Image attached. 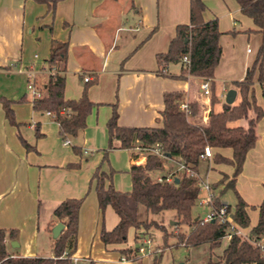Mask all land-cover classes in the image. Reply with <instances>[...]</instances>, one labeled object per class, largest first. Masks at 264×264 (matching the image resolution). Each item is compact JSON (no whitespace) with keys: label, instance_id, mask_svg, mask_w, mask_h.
I'll return each mask as SVG.
<instances>
[{"label":"crops","instance_id":"0c3cea01","mask_svg":"<svg viewBox=\"0 0 264 264\" xmlns=\"http://www.w3.org/2000/svg\"><path fill=\"white\" fill-rule=\"evenodd\" d=\"M204 2V19L217 18L222 32L223 54L214 78L209 80L211 92L218 98L213 105L211 94L202 89L205 78L187 74L178 80L175 77L182 73L181 63H170L165 71H159L157 63V54L168 51L177 26L189 23L190 0H64L54 13L33 0H0V96L13 101L19 124L15 126L7 120L0 102V228L17 230L18 245L8 241L13 256L51 257L53 228L59 223L51 224L54 210L67 198L84 197L72 255L78 262L152 264L148 256L139 253L135 259H124L120 249L131 246L102 241V224L112 229L118 216L111 207L102 214L92 177L98 166L103 169L107 162L109 170L114 171V187L121 191L132 189L130 169L136 164L135 158L141 156L139 147L111 149L104 158L113 103H118L120 125L158 127L162 125L164 93L182 92V101L197 105L191 120L207 125L210 111H220L229 88L236 89L232 82L242 80L253 65L263 41L260 32H250L257 29L253 19L241 12L237 0ZM52 39L69 43L66 99L82 96L84 77L97 78V83L88 89L89 98L96 104L86 127L68 137L69 144L64 143L53 117L34 110L27 90L28 71L36 72L39 86L47 80L50 69L46 60ZM249 43L253 49L246 48ZM254 89L257 104L264 110V94L257 81ZM235 124L244 125L243 121ZM256 130L257 142L248 151L235 183L248 204L250 217V225L240 227L243 236L257 224L259 205L264 199V116ZM217 150L232 156L230 148ZM178 164L175 159L166 161L163 174ZM207 165L211 166L208 172ZM233 170L231 165L214 164L212 160L202 161L198 167L199 174H206L212 183L223 173L231 176ZM222 188L223 185L216 188L215 194ZM222 201L235 204L224 195ZM131 230L136 241L134 227H130L128 237ZM223 239L228 244L229 238Z\"/></svg>","mask_w":264,"mask_h":264},{"label":"trees","instance_id":"16d2710c","mask_svg":"<svg viewBox=\"0 0 264 264\" xmlns=\"http://www.w3.org/2000/svg\"><path fill=\"white\" fill-rule=\"evenodd\" d=\"M33 1L46 5L48 10L54 13L57 4L64 0ZM237 2L241 12L252 18L257 27L250 32L257 31L263 36L257 57L253 65L248 68L245 77L232 82L240 94L237 103L229 104L225 101L220 111L214 112L213 109L210 111L207 125H199L191 120L197 112L196 104H189L191 113L186 115L179 107V103L183 100L182 92H165L164 108L160 113L162 125L158 127L122 126L118 122V103L112 104V114L107 122L109 143L104 158L107 159V152L111 149L131 150L137 147L146 149L156 144L160 145L164 156L148 153L145 164L132 165L130 191L116 189L112 182L114 171L112 169L106 171L98 166L92 182L95 185L99 207L103 215L105 210L111 207L118 216V222L112 229H107L105 224H102L101 239L105 244L126 242L130 227L137 230L136 241L142 243L140 238L144 230L140 229L146 228L147 225L144 220L139 219L138 208L139 205H143L152 213L174 210L177 224L189 227L188 232L173 234L177 239L175 246L179 244L197 246L205 243L209 244L211 249L219 246L223 238L230 233L229 224L221 223L218 219L214 222H205L202 217L194 215L193 210L201 192L198 178L178 173L177 168L172 166L168 171L173 173L175 177L173 181L166 180L169 173L163 174L164 163L172 159L190 165L198 172L200 155L207 145L213 148L214 164H228L234 168L231 176L223 173L218 181L211 182L214 190L220 185H223V188L209 202L210 209H219L223 202L222 196L231 190L236 200L235 204H229L228 208L234 209V221L242 228L250 225L248 204L236 190L235 183L243 169L248 151L257 142L256 126L264 116L263 108L257 104L254 89L257 81L264 94V0H237ZM206 7L204 0H190L189 23L179 24L168 51L158 53L156 56L159 71H165L170 63H181L182 73L175 77L178 80L184 79L187 74L205 79L214 78L215 69L223 54L220 43L222 32L217 18L207 21L204 19L203 13ZM68 46V41L52 39L50 56L46 60L50 73L42 87L44 93L32 101L35 111L40 113L50 111L55 115L53 119L58 123L64 139L76 136L86 127L87 118L96 104L89 98L88 89L97 83L96 77L89 79L85 82L83 94L79 99L65 98ZM186 55L189 57L188 64L183 61ZM210 94L213 105L218 98L213 92ZM0 102L3 104L7 120L15 126L19 125L12 107L13 101L0 96ZM241 120H245L247 126L235 124ZM22 140L28 148L31 147L23 138ZM224 148L232 150L231 157L217 150ZM159 173L163 176L162 181L155 177V174ZM83 200L84 197L67 198L54 210L51 224L61 222L64 224V229L53 239L51 257L13 256L8 250V241L16 240L17 230L0 228V264H73L71 257L76 250L79 214ZM163 232V239L167 241L169 235L164 229ZM263 235L264 199L259 205L257 224L251 228L247 236L232 234L223 250L221 263L218 264H264L263 251L258 245ZM164 246L166 247L167 244ZM138 251L139 246L120 249L124 259H135ZM161 253L154 255L152 264H161ZM207 264L216 263L209 260Z\"/></svg>","mask_w":264,"mask_h":264},{"label":"rangeland","instance_id":"374dc122","mask_svg":"<svg viewBox=\"0 0 264 264\" xmlns=\"http://www.w3.org/2000/svg\"><path fill=\"white\" fill-rule=\"evenodd\" d=\"M41 29V28H40ZM246 48L253 49L254 46L252 43H249ZM259 51V50H258ZM43 85L40 86V89H42ZM232 88H229V90ZM28 90V89H27ZM43 91V90H42ZM44 92V91H43ZM28 95L32 96L31 91L28 90ZM239 96L235 99L234 103H237L239 101ZM215 112V111H214ZM254 113V112H252ZM244 123L245 126H247V122L245 120H241L238 122ZM140 153L142 152L141 149H139ZM177 160V159H175ZM202 162V161H201ZM210 165H207V172L210 169ZM103 169L109 170V164L107 162L104 163ZM124 174V172H121ZM161 174V173H159ZM213 173L212 175H214ZM201 175V174H200ZM216 175V174H215ZM160 175H156L155 177H158ZM201 177L206 180L207 175L203 174ZM219 191V190H218ZM217 191V193H218ZM216 192V190H215ZM214 192V193H215ZM220 192V191H219ZM208 192L204 189H201L200 196L198 198L197 204L194 207V215L196 217H204L210 210L209 205L207 204L208 199ZM216 195V194H215ZM224 198H226L231 203L235 202L236 198L232 191H227L226 194H224ZM138 217L140 220H144L147 227L141 228L140 230H144L141 240L150 239L151 240V247L150 249L153 250V252H147L146 254L141 252L140 255H145L149 257V260L152 261L154 255L161 253V264H207L209 260H212L216 264L221 263V256L223 254V249L227 245V240L223 239L221 245L210 248L209 244H201L197 246H186L183 244H179L178 246H175V243L177 241L176 237L173 235L178 232H188L189 227L186 225H180L177 224V216L174 210H165L160 213H152L143 205H139L138 208ZM154 221L153 223H151ZM176 221L174 224L172 222ZM151 223V224H150ZM178 225V226H177ZM163 229L168 233L167 241L166 239H163ZM133 231L131 230L129 237L127 238V241L123 244L131 246V247H137L139 245H142L141 242H137L133 239ZM172 233V234H171ZM166 241V242H165ZM167 246L165 247L164 245ZM148 247L147 245H145ZM263 251V250H262ZM264 255V251L262 252ZM73 264H90L86 263L84 261L79 262H73Z\"/></svg>","mask_w":264,"mask_h":264},{"label":"built area","instance_id":"2783aa9c","mask_svg":"<svg viewBox=\"0 0 264 264\" xmlns=\"http://www.w3.org/2000/svg\"><path fill=\"white\" fill-rule=\"evenodd\" d=\"M183 61L186 64H188L189 63V57L187 55L184 56ZM28 75H29V80H28L27 88L29 91H31L32 101H33L35 98L41 97L44 92L42 91V89H40V86L38 85V82L36 81V72L33 70H30V71H28ZM89 79H90V77H87V76L84 77L85 81H88ZM209 80L210 79H206L202 83V89L204 90V92L206 94L211 93ZM179 107L186 115H190L191 109H190V105L188 102L181 101L179 103ZM46 113L48 115H50L51 117L55 118V115L52 114L50 111H47ZM64 143L69 144L70 140L67 138L64 140ZM141 150H142V152L140 153L141 156L135 158L136 164H145L148 153H154V154L159 155V156H164V153H163L159 144H156L154 147H149V148L141 149ZM212 155H213V148L211 146L207 145V146H205L203 153L200 155V161H208V160L210 161V160H212ZM176 171L178 173L181 172V173H185L188 176L198 178V184L200 186V189H204L209 194L208 199H207V204L209 205V202L212 201V199L215 195V193H214L215 190L212 188L210 180L208 178H206V180H204L201 177V175L199 174V172L194 170L190 165H186L184 163H179ZM174 178L175 177H174L173 173H169V175H167V177H166V180L167 181H173ZM157 179L159 181H162L163 176H158ZM228 207H229V204L227 202H222V205L219 209H217V210L210 209L209 212L202 218H203V221H205V222H209L212 220L215 221L216 219H218L221 223H228L230 233L227 234L226 237H228L230 239L233 233H237L240 235H243V234H242V230L240 229V227L234 221V211L230 210ZM145 245H147L148 247H146ZM258 245L264 251V235H263L262 239L258 242ZM150 247H151V240L145 239L142 241V245H139L138 253L143 252L146 254L147 252H151V251L153 252V250L150 249ZM71 258H72L73 262H78V260H79L77 257L72 256Z\"/></svg>","mask_w":264,"mask_h":264},{"label":"water","instance_id":"95a60500","mask_svg":"<svg viewBox=\"0 0 264 264\" xmlns=\"http://www.w3.org/2000/svg\"><path fill=\"white\" fill-rule=\"evenodd\" d=\"M236 96H237V90L234 89V88H232V89H230V90L227 92L225 100H226L227 103L231 104V103H233V102L235 101ZM177 180H178V179H177ZM196 219H198V218H196ZM175 222H176V221L172 222V224H174ZM212 222H214V220H212ZM63 229H64V224L61 223V222L57 223V224L54 226V228H53V236H54V237L59 236V234L62 232ZM11 245H12V246H16V245H18V243H17L16 241H12V242H11Z\"/></svg>","mask_w":264,"mask_h":264}]
</instances>
